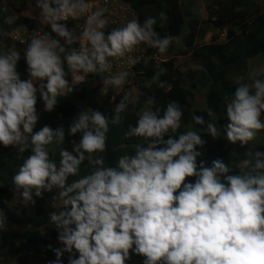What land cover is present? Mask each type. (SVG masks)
Segmentation results:
<instances>
[{
  "label": "clouds",
  "instance_id": "clouds-1",
  "mask_svg": "<svg viewBox=\"0 0 264 264\" xmlns=\"http://www.w3.org/2000/svg\"><path fill=\"white\" fill-rule=\"evenodd\" d=\"M30 9L49 30L33 35L23 56L15 45L0 49V146L22 160L12 183L25 205L56 190L60 208L49 215L61 247L48 246L55 256L49 264H65V254L67 264H131L133 256L143 257L142 264H264V151H253L264 132V65L250 82L240 77L225 98L228 122L220 127L200 115L192 116L199 129L185 126L179 103L161 107L147 97L126 133L143 143L113 166L103 156L110 126L140 103L136 89L111 115L86 108L67 127L35 130L41 115L56 111L89 75L100 78L103 92L123 89L130 73L113 72L117 62L135 66L140 46L165 54L175 38L161 37L151 16L109 28V10L95 0H34ZM159 18L167 19L164 12ZM75 21L82 23L70 28ZM22 59L27 79L18 72ZM153 82L168 87L158 77L145 87ZM202 134L245 147L241 171L231 172L219 158L201 159ZM66 137L78 139L68 147ZM7 224L0 209V231Z\"/></svg>",
  "mask_w": 264,
  "mask_h": 264
},
{
  "label": "trees",
  "instance_id": "trees-1",
  "mask_svg": "<svg viewBox=\"0 0 264 264\" xmlns=\"http://www.w3.org/2000/svg\"><path fill=\"white\" fill-rule=\"evenodd\" d=\"M128 3L139 16V21L143 22L147 17L157 19L156 31L164 36H171L175 39L182 38L185 44L192 48V54L195 58L202 59V75L196 80L184 75L175 68L172 63H163L161 66L150 60L148 63L138 62L131 67L132 73H135L134 85L139 87L140 103L130 109L124 115L123 122L118 126H110L108 133L107 150L103 154L107 163L115 166V162L125 153L133 154L135 145L143 143L142 138L126 137L128 127L135 126L138 118L137 113L144 105V101L149 96H155L158 106H165L171 101H175L182 106L184 112L183 124L185 126H194L199 129L200 125H193L192 116L200 115L206 121H212L218 127L225 125L226 119L225 98L230 97L236 86L234 79L242 70L248 68L249 61L262 56L264 57V10L255 8V0H225L219 8L218 19L212 24L223 28L228 23L239 27V32L231 29L228 31L227 41L218 44L211 40L210 43L197 44V40L202 41L207 34L205 22L197 18H188V14L183 10L182 0H122ZM195 0H191L193 3ZM4 4L12 12L20 13L26 7L27 0H0V27L11 32L15 28V22L12 24L4 23V18L9 17L6 14ZM164 12L167 19L160 20V13ZM207 22V21H206ZM23 23L30 29H34L36 24L30 19H24ZM202 25V26H201ZM201 26L200 28H198ZM72 27V23H69ZM49 29L46 27L45 31ZM44 31V32H45ZM174 39V40H175ZM173 40V41H174ZM174 43L169 48L173 50ZM6 49V48H4ZM148 54L158 55L157 50L148 49ZM185 54V53H184ZM26 63L22 59L18 65V72L22 79H27ZM70 76V75H69ZM68 76L69 82L71 78ZM153 77H158L159 81H166L168 87L160 88L158 82H153L151 88H146L145 84ZM94 82H100V78L89 75L86 82L80 86H75L72 97H83L79 101L84 103V108H78V104L70 100H60L56 111L51 114H45L37 124L38 130L44 125H50L54 129L64 124L67 127L68 122L77 114L79 110L92 108L99 110L106 115L112 114L110 108L113 90L105 95L102 102L96 101V90L92 88ZM201 84L208 85V90L204 96V105L208 109L200 108L195 101V95L192 90L195 86ZM83 95V96H82ZM121 96L118 97L120 100ZM38 101L39 98H38ZM211 113V115H209ZM184 129L182 128L181 131ZM69 139L66 137V146L70 147ZM205 141L203 147L199 149L202 153L201 159L211 162L214 159H221L229 166L231 172L239 173L240 168L235 158L239 155L242 148L239 145H230L223 138L213 140L210 136L202 134ZM259 150L264 151V146ZM17 153L14 149L0 146V157L2 165L0 169V209L7 216V231H0V264H11L19 262L25 264L26 258L34 257L38 259L51 260L54 253L49 250V245L58 247V233L50 226V213L59 210L58 208H48L47 203L52 196L50 193H44V198H36L35 210L32 213L24 204L18 203L9 205L15 196V186L12 183V176L18 170L22 160L16 159ZM55 159L59 160L58 152H55ZM17 228L15 231L8 229ZM65 264H67V254H65ZM143 257L133 256L131 264H142Z\"/></svg>",
  "mask_w": 264,
  "mask_h": 264
},
{
  "label": "rangeland",
  "instance_id": "rangeland-1",
  "mask_svg": "<svg viewBox=\"0 0 264 264\" xmlns=\"http://www.w3.org/2000/svg\"><path fill=\"white\" fill-rule=\"evenodd\" d=\"M183 1V10L185 13L188 14V18H197L199 21L205 22V26L203 27L206 29L207 34L205 36V39L202 41L197 40V44H206L210 43L211 40L213 42L222 44L227 41V35L228 31L233 29L236 32H239V27L236 25H233L232 23H228L227 26L220 28L216 27L212 24V22H215V20L218 19V11L223 2L225 0H195L193 3H191V0H182ZM34 3V0H27L26 7H24L20 13L12 12V10L7 6V4H4L5 12L6 14H9L13 22H15V33L14 35L18 38H13V35H10L13 33V30L11 32H6L0 27V49H4L7 47H12L13 45L16 46L17 50L21 52V55L23 56V50L27 47V44L30 42L31 38L35 34H43L45 31V28L47 27L44 25L39 19L36 18V14L32 13L30 9V5ZM255 8H259L260 10H264V0H255ZM24 19H30L34 21L36 24V27L32 30H30L24 23ZM207 21V22H206ZM71 23V22H70ZM202 26V25H201ZM199 26L198 28H200ZM72 28V27H71ZM23 41V42H21ZM174 47L172 51H167L165 54H158V55H150L148 54V47L147 46H140L137 51L134 53V57L138 59V62L143 61L144 63H148L150 60H153L157 66H161L163 63H172L174 64L175 68L178 69L180 72H182L184 75H188L190 78H195L196 80L202 75L201 71V64L202 59L201 58H195L192 54V48L187 46L182 38H177L173 41ZM185 53V54H184ZM261 65H264V57L259 56L248 63V68L246 70H242L237 74V77L233 80L234 86L237 87V84L240 82V77L244 78V82H250L253 76V70ZM128 71V70H126ZM130 73L129 76V83L124 86L121 90H113L110 108L113 109L115 106V103H118V97L121 96L122 98L126 93L130 92L132 89L137 90V94L140 93L138 85H134V76L135 73H132L131 71H128ZM70 75V74H69ZM71 78V75L69 76ZM264 79V77H260ZM83 84L77 85L82 87ZM92 88L97 89L96 92V101L102 102L105 95L109 92L108 90L106 92L102 91V85L100 82H94L92 84ZM208 85L202 86L199 84L198 86H195V89L192 90L195 95V101L198 107L200 108H207L206 101L204 105V96L206 94V90H208ZM110 90V89H109ZM83 96V95H82ZM72 97L71 94H69L66 98H61L60 100H70L74 103L78 104V108H84V103H81L79 101L80 98H83L81 96ZM38 110L42 108V102L38 101ZM144 107V105H143ZM142 107V108H143ZM48 113H42L41 117ZM256 147L254 150H259L264 146V132H261L258 134L256 140L254 141ZM3 147V146H2ZM4 149V147H3ZM58 152V150H56ZM246 151V148H242L239 155H236L235 161L237 165L239 166V162H241L244 159H247L244 155ZM2 158L0 157V169L2 165ZM241 171V169H240ZM52 195L47 203L48 208H53V204L56 203L57 207H60L58 201H54V197L56 195V190L54 189ZM35 199V198H34ZM36 200V199H35ZM22 203L24 204L22 199L19 196V193L15 191V196L12 199L11 202H9V205H14ZM37 203V201H36ZM24 207H27L32 213L35 210V205H25ZM17 228L8 229V231H15ZM58 247H61V245L58 243ZM52 258L51 260H54ZM47 259H36L34 257H27L25 264H49V261ZM11 264H19V262H13Z\"/></svg>",
  "mask_w": 264,
  "mask_h": 264
},
{
  "label": "built area",
  "instance_id": "built-area-1",
  "mask_svg": "<svg viewBox=\"0 0 264 264\" xmlns=\"http://www.w3.org/2000/svg\"><path fill=\"white\" fill-rule=\"evenodd\" d=\"M95 2L99 6H106L108 8V13L106 15L109 16L111 21L109 28L113 27H121L127 23L128 20L136 18L139 20L138 13L128 4L122 0H107L105 4V0H95ZM72 28L76 25L82 23V21L71 22ZM134 56V53L132 54ZM132 68L128 67L127 64L117 62L114 65L113 72H118L121 70H131Z\"/></svg>",
  "mask_w": 264,
  "mask_h": 264
}]
</instances>
